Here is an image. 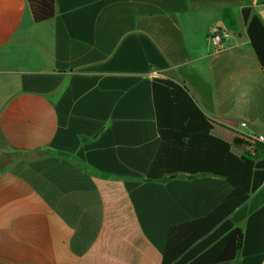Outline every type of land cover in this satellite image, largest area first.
Listing matches in <instances>:
<instances>
[{
    "label": "crops",
    "instance_id": "0c3cea01",
    "mask_svg": "<svg viewBox=\"0 0 264 264\" xmlns=\"http://www.w3.org/2000/svg\"><path fill=\"white\" fill-rule=\"evenodd\" d=\"M246 7L264 23V0H57L40 23L27 0H0V264H162L169 228L232 193L212 175L145 176L160 145L156 78L186 86L236 154L240 131L264 134ZM213 27L232 32L219 48ZM248 218L214 229L212 246L236 249L228 264H243L248 232L264 243V221L249 231Z\"/></svg>",
    "mask_w": 264,
    "mask_h": 264
},
{
    "label": "trees",
    "instance_id": "16d2710c",
    "mask_svg": "<svg viewBox=\"0 0 264 264\" xmlns=\"http://www.w3.org/2000/svg\"><path fill=\"white\" fill-rule=\"evenodd\" d=\"M27 1L36 23L52 19L56 14L57 0ZM242 16L251 47L264 72V23L251 7L244 8ZM229 27L234 29L236 25L231 23ZM152 91L160 145L146 181L159 182L178 176L191 180L212 175L223 178L233 188L209 215L169 228L162 264H228L234 259L236 249L230 255H223L225 241L212 246L223 232L214 229L222 223L231 226L249 216L250 231L253 224L264 221V145H257L254 156L238 155L230 143L213 134L214 123L186 86L156 78ZM236 233L242 240V231L237 229ZM244 244L243 264H254L248 258L255 251L264 259V243L255 250L249 232Z\"/></svg>",
    "mask_w": 264,
    "mask_h": 264
},
{
    "label": "built area",
    "instance_id": "2783aa9c",
    "mask_svg": "<svg viewBox=\"0 0 264 264\" xmlns=\"http://www.w3.org/2000/svg\"><path fill=\"white\" fill-rule=\"evenodd\" d=\"M230 32L227 30H222L217 27L211 28L209 31V41L219 48L222 46V44L230 38ZM240 128H247L248 124L246 122H241L239 124ZM239 136L242 138V140L246 143L245 152L243 154L254 156L256 153V147L257 145H264V134L260 133H244L240 131Z\"/></svg>",
    "mask_w": 264,
    "mask_h": 264
},
{
    "label": "rangeland",
    "instance_id": "374dc122",
    "mask_svg": "<svg viewBox=\"0 0 264 264\" xmlns=\"http://www.w3.org/2000/svg\"><path fill=\"white\" fill-rule=\"evenodd\" d=\"M229 32H230V31H229ZM230 35H232V32H230ZM9 156H10V155H9ZM9 156H8V157H9Z\"/></svg>",
    "mask_w": 264,
    "mask_h": 264
}]
</instances>
